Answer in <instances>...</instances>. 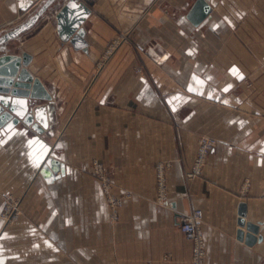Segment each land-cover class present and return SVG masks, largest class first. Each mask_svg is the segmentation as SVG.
Listing matches in <instances>:
<instances>
[{"label": "crops", "instance_id": "0c3cea01", "mask_svg": "<svg viewBox=\"0 0 264 264\" xmlns=\"http://www.w3.org/2000/svg\"><path fill=\"white\" fill-rule=\"evenodd\" d=\"M43 1L0 0V35ZM197 1L78 0L90 10L86 53L59 39L54 11L7 46L31 56L26 69L52 99L33 107L47 108L43 135L0 133V214L19 205L13 223L0 217V264H191L180 217L193 210L205 264H264V0H204L202 19ZM204 136L217 145L186 180ZM48 156L63 165L50 183ZM94 160L117 197L132 194L116 223ZM166 161L160 206L155 164ZM241 204L258 226L251 246L237 238Z\"/></svg>", "mask_w": 264, "mask_h": 264}, {"label": "water", "instance_id": "95a60500", "mask_svg": "<svg viewBox=\"0 0 264 264\" xmlns=\"http://www.w3.org/2000/svg\"><path fill=\"white\" fill-rule=\"evenodd\" d=\"M62 3V5H61ZM210 8L204 0H198L192 13L202 19ZM54 11L56 31L62 42H68L73 49L87 52L84 40L85 31L82 28L90 10L78 0H44L40 6L23 23L0 35V133L5 134L19 124L31 129L37 135H43L49 130V117L46 106L33 108L37 101L49 102L52 98L43 84L34 78L26 69L31 62V56L21 49L16 55L7 54V46L30 32L46 13ZM11 87V89H9ZM63 165L55 158L48 156L41 167L40 174L47 182H52L53 172ZM245 204L239 207L237 238L245 240L251 246L257 240L255 235L258 226L246 223Z\"/></svg>", "mask_w": 264, "mask_h": 264}, {"label": "built area", "instance_id": "2783aa9c", "mask_svg": "<svg viewBox=\"0 0 264 264\" xmlns=\"http://www.w3.org/2000/svg\"><path fill=\"white\" fill-rule=\"evenodd\" d=\"M126 34L122 35V39ZM113 48V44L106 50L108 54ZM140 72V71H139ZM217 145V140L210 137H201L197 142V150L193 162L185 173L186 180H193L202 175L207 156ZM172 163L169 161L158 162L155 164V184H156V203L165 206L168 203V191L166 182V172ZM89 174L95 177L101 186V190L106 198V202L111 210V221L116 223L119 219L118 211L123 206L125 199L131 198V192H124L123 196L117 197L113 193L112 174L105 169L104 165L94 160L91 162ZM18 202L9 199L2 208L0 217L5 224H11L18 219ZM202 211L193 210L191 213L180 217V231L183 236L192 243L191 264H205L206 248L204 237L201 231Z\"/></svg>", "mask_w": 264, "mask_h": 264}]
</instances>
